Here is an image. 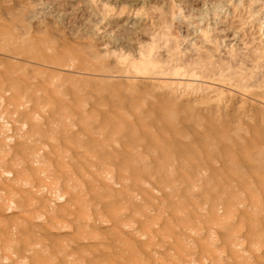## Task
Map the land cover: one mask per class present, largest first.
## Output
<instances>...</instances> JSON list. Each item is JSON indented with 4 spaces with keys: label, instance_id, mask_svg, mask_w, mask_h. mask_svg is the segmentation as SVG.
Returning <instances> with one entry per match:
<instances>
[{
    "label": "bare ground",
    "instance_id": "bare-ground-1",
    "mask_svg": "<svg viewBox=\"0 0 264 264\" xmlns=\"http://www.w3.org/2000/svg\"><path fill=\"white\" fill-rule=\"evenodd\" d=\"M222 2L236 46L204 0H0V264H264V0Z\"/></svg>",
    "mask_w": 264,
    "mask_h": 264
},
{
    "label": "rangeland",
    "instance_id": "rangeland-1",
    "mask_svg": "<svg viewBox=\"0 0 264 264\" xmlns=\"http://www.w3.org/2000/svg\"><path fill=\"white\" fill-rule=\"evenodd\" d=\"M204 4L203 5H201L202 7H191L192 9V11L190 10L189 12H191L190 14H192V13H196V15L194 14V16L195 17H197L198 16V13L197 12H199V13H201V14H205V16H204V18L206 19V20H208L207 22L210 24V23H214L216 26H218V24H220L221 22L220 21H222L223 20V17L221 18V16H219L218 17V19H217V16H213L214 14H215V12H216V14H219V13H217V12H219L220 10L225 14H221V11H220V14L221 15H224V16H226L229 12H230V10H229V6H227L224 2H222V3H217V0H204ZM214 3L216 4V6H217V4L218 5H220L221 7H216L215 5H214ZM207 5H209V6H207ZM213 6V7H212ZM211 9H210V8ZM207 8V9H206ZM216 11H215V10ZM197 10V11H196ZM199 10V11H198ZM201 11V12H200ZM209 11H213V13L211 14V16H213V20H212V17L210 16V12ZM225 11V12H224ZM228 12V13H227ZM200 14V15H201ZM216 17V18H215ZM208 18V19H207ZM215 19H216V21H215ZM219 19H222V20H220L219 21V23H218V20ZM213 22H212V21ZM260 21L263 23L261 26V29L259 30V32H260V34H261V36L262 37H264V19H260ZM261 22H260V24H261ZM217 23V24H216ZM223 24V25H222ZM225 23H224V20H223V22L219 25V28H222L223 26V30H225V29H227V27H226V25H224ZM212 25V24H211ZM221 25H222V27H221ZM186 27V26H185ZM226 27V28H225ZM184 28V27H183ZM189 29V28H188ZM218 29V28H217ZM184 31H186V29H183ZM219 30V32H220V29H218ZM222 29H221V32H220V35H221V33L223 34V35H221V36H224L223 37V39H224V42H223V45H222V47L224 46V48H226V47H229V46H234V44H235V46L237 45V39H236V37L232 34V32L228 29V30H225V31H223ZM226 32L228 33L227 35L228 36H226ZM229 32H230V34H229ZM229 35H230V37H229ZM228 37V38H227ZM230 41L232 42V43H230ZM237 42V43H236ZM227 43L229 44V46H227ZM231 44H233V45H231ZM183 46H185V45H183ZM226 46V47H225ZM184 48V47H183ZM223 48V49H224Z\"/></svg>",
    "mask_w": 264,
    "mask_h": 264
}]
</instances>
